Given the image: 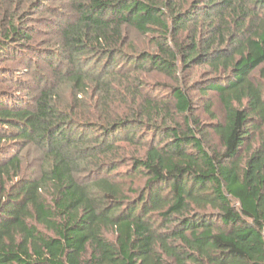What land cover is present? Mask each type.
<instances>
[{
	"label": "trees",
	"instance_id": "16d2710c",
	"mask_svg": "<svg viewBox=\"0 0 264 264\" xmlns=\"http://www.w3.org/2000/svg\"><path fill=\"white\" fill-rule=\"evenodd\" d=\"M72 10L31 100L0 95V264H264V0ZM0 15L1 59L30 38Z\"/></svg>",
	"mask_w": 264,
	"mask_h": 264
},
{
	"label": "rangeland",
	"instance_id": "374dc122",
	"mask_svg": "<svg viewBox=\"0 0 264 264\" xmlns=\"http://www.w3.org/2000/svg\"><path fill=\"white\" fill-rule=\"evenodd\" d=\"M39 0H0V14L15 16V21L24 26L29 33L30 40L21 43L23 46H15V56L10 53L1 56L0 59V95L13 96L17 101L29 102L39 84L42 75H49L46 62L40 55L54 52L59 32L67 23H73L76 17L72 10V3L78 0H47L33 9V3ZM44 1V0H43ZM4 16V15H3ZM0 15V19L3 17ZM21 50V52H18ZM206 71L202 67H196L190 71V80L197 81L202 78ZM187 77L189 73L185 74ZM193 89V88H192ZM195 97V116L200 121L210 126L213 122L207 117L203 99L196 91ZM217 93H209L208 99L213 104L212 110L216 119L221 120L223 116L222 106L217 99ZM264 136V127L262 128ZM211 135V134H210ZM248 142L241 149V158L244 161L250 155L252 149L259 144L258 137L252 133ZM211 137H213L211 135ZM214 144L217 143L213 137ZM27 169L35 170L36 160L27 158Z\"/></svg>",
	"mask_w": 264,
	"mask_h": 264
},
{
	"label": "built area",
	"instance_id": "2783aa9c",
	"mask_svg": "<svg viewBox=\"0 0 264 264\" xmlns=\"http://www.w3.org/2000/svg\"><path fill=\"white\" fill-rule=\"evenodd\" d=\"M263 234H264V230H263Z\"/></svg>",
	"mask_w": 264,
	"mask_h": 264
}]
</instances>
